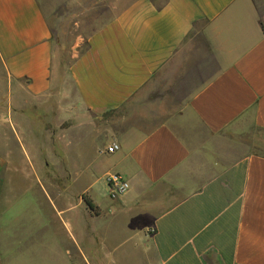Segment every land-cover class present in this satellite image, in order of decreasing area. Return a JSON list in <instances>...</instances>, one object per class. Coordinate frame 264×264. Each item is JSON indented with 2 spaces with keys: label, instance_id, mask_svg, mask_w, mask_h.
Listing matches in <instances>:
<instances>
[{
  "label": "crops",
  "instance_id": "0c3cea01",
  "mask_svg": "<svg viewBox=\"0 0 264 264\" xmlns=\"http://www.w3.org/2000/svg\"><path fill=\"white\" fill-rule=\"evenodd\" d=\"M98 8L86 50L65 73L92 118L122 113L105 150L85 154L86 189L99 173L123 175L129 189L104 206L75 198L101 224L83 242L71 233L66 264H264V155L236 156L222 135L243 119L264 130V0H99ZM56 48L38 0H0L5 121L16 135L18 114L29 119L13 96L31 105L56 89ZM5 165L0 152V264H44V231L61 222L63 199L3 182ZM55 250L47 264H59Z\"/></svg>",
  "mask_w": 264,
  "mask_h": 264
},
{
  "label": "rangeland",
  "instance_id": "374dc122",
  "mask_svg": "<svg viewBox=\"0 0 264 264\" xmlns=\"http://www.w3.org/2000/svg\"><path fill=\"white\" fill-rule=\"evenodd\" d=\"M38 2L55 33L57 48L53 81L56 89L41 100H31L33 102L31 105L27 102L29 99H25L19 92L13 96L15 101L25 103L23 113L29 119L28 122L18 114L19 124H24V129L21 128L24 134L20 136L21 132L15 128L18 133L16 135L13 130H9L11 129L9 122L5 121L8 87L0 64V152L6 161L2 178L3 182L14 186L29 185L28 192L35 195L38 193L39 185H42L45 195L63 199L61 205L56 203L63 213V216L59 217L61 222L56 223L54 220L47 226L43 237V251L42 254L39 252L38 256L42 255L44 264L51 263L50 261L56 259V250L52 254L51 248L58 247L59 264H66L61 253L71 245L69 243L71 233L76 234L79 242H83L85 233L89 234L98 229L101 224L99 219L90 218L88 212L83 206H79L75 198L89 199L92 196L101 206H104L107 196L111 198L106 184L107 176L104 180L100 176L101 173L96 175L106 166L108 162L106 156L98 159L99 164L95 170L97 177L90 191L86 189V178L89 174L85 169L90 166L93 159L85 157V154L93 156L98 146L105 150L109 144L105 134L110 132L109 130H116L122 113H108L99 119L92 118L81 107L65 73V68L71 63L73 56L86 50V38L99 24V0L83 2L38 0ZM58 13L63 17L61 22H58ZM222 135L227 149L236 156L252 153L264 155V130L252 127L248 119L232 125ZM21 142L26 152L22 151ZM73 151L79 155L74 156ZM32 185L37 186L31 189ZM24 191L15 189L14 194L19 195L25 193ZM14 194L13 197L18 196ZM23 198L32 197L25 194ZM43 211L46 215L52 210L46 203ZM64 224L68 227H64ZM81 246L84 248V244ZM31 257L29 253L28 259Z\"/></svg>",
  "mask_w": 264,
  "mask_h": 264
},
{
  "label": "built area",
  "instance_id": "2783aa9c",
  "mask_svg": "<svg viewBox=\"0 0 264 264\" xmlns=\"http://www.w3.org/2000/svg\"><path fill=\"white\" fill-rule=\"evenodd\" d=\"M117 149L118 146L116 144H112L107 148V152L112 153ZM106 184L111 198H116L129 189V183L126 178L119 173L108 174L106 177Z\"/></svg>",
  "mask_w": 264,
  "mask_h": 264
},
{
  "label": "trees",
  "instance_id": "16d2710c",
  "mask_svg": "<svg viewBox=\"0 0 264 264\" xmlns=\"http://www.w3.org/2000/svg\"><path fill=\"white\" fill-rule=\"evenodd\" d=\"M87 202V205L90 206V202L89 201H86Z\"/></svg>",
  "mask_w": 264,
  "mask_h": 264
}]
</instances>
